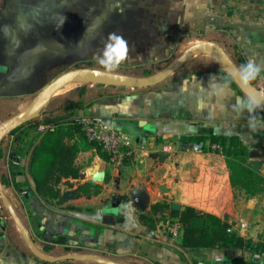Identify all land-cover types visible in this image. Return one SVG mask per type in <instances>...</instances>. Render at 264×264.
<instances>
[{
    "label": "crops",
    "instance_id": "1",
    "mask_svg": "<svg viewBox=\"0 0 264 264\" xmlns=\"http://www.w3.org/2000/svg\"><path fill=\"white\" fill-rule=\"evenodd\" d=\"M82 3L79 10L83 13L75 26L81 29L80 43L86 45L81 49L88 51L89 15L84 11L92 9L97 16L102 15L105 0H0V34H14L16 41L25 45L18 51H10L8 46L0 52V66L7 67V72L0 71V125L27 109L53 82L30 93V76L44 75L50 68L56 71L55 64L38 63L36 58L72 59V14L76 4ZM172 4L177 11L176 25L170 21L168 26H160V42L155 40L158 35L150 37V41L162 45L165 55H170V42L175 46L169 57L211 42L221 47L238 68L250 58L264 62V0H173ZM83 18L87 23H82ZM151 26H158L155 20ZM118 70L110 73L137 77L130 75L131 70L128 74ZM213 77L220 84V88L213 85L215 91L209 89ZM251 86L264 96V74ZM158 88L146 92L150 95L136 96L133 92L121 95L120 88L109 92L102 88L103 94L92 100L94 107L74 115L76 120L99 117L109 121L128 133L139 151L148 150L150 157L137 168L128 163L120 167L105 161L94 148H83L75 160L79 177L64 178L54 186L60 194L56 199L41 197L29 172L42 135L55 129L51 121L45 122L52 117L47 112L54 111L50 104L38 118L0 142V264H251L254 259L264 264V255L232 249L184 250L183 234L178 243H173L160 231L164 219L178 221L174 212L185 211L184 204L173 197L179 163L186 153H203L186 140L205 139V155L213 168L218 159H226L212 152L214 136H236L250 162L264 161V123L258 120L259 129L255 131L248 127L249 114L236 110L239 100L248 97L207 54L192 57ZM93 89L86 90L85 97H92ZM15 91L25 93L7 94ZM141 121L155 128L149 130L154 135L145 134ZM32 126L36 127L31 130ZM70 135L66 143H81L78 134ZM139 197L143 199L141 206L136 203ZM115 198L120 201L112 205ZM128 202L135 208L137 227H126L119 210ZM174 204L180 209H174Z\"/></svg>",
    "mask_w": 264,
    "mask_h": 264
},
{
    "label": "trees",
    "instance_id": "2",
    "mask_svg": "<svg viewBox=\"0 0 264 264\" xmlns=\"http://www.w3.org/2000/svg\"><path fill=\"white\" fill-rule=\"evenodd\" d=\"M230 79L238 88L233 79ZM240 92L244 94L241 90ZM85 93L86 89H81L78 97L82 99ZM87 107L90 104L83 100L75 102L68 98L58 108L61 113L55 115V112H51L53 116L45 121H51L55 129L42 135L33 152L29 169L36 191L43 198H58L60 194L54 186L64 178L79 177L75 160L81 149H97L102 157L109 160L100 145L88 141L81 125L73 118L77 112ZM257 118L264 123V110H257ZM35 127L32 126L31 130ZM73 128L74 133L80 136V144L66 143V139L72 137L70 133ZM19 130L21 129L16 132ZM186 142L203 153L187 154L176 170L179 181L174 184L173 197L186 205L182 213L174 212L183 228L181 248L189 251L232 249L252 255H264V245L240 237L230 224L220 218L222 212L232 213L234 206L242 200L248 201L264 192V176L247 165L249 154L240 139L236 136H214L211 139V145H219L228 162L222 176L217 174L207 160L205 153L208 148L204 138H188ZM197 210L203 215H198ZM196 219H205V226H192V221Z\"/></svg>",
    "mask_w": 264,
    "mask_h": 264
},
{
    "label": "rangeland",
    "instance_id": "3",
    "mask_svg": "<svg viewBox=\"0 0 264 264\" xmlns=\"http://www.w3.org/2000/svg\"><path fill=\"white\" fill-rule=\"evenodd\" d=\"M172 3L173 0H105L104 11L100 12L102 13V15L99 14V16H97L96 12L92 9H90V11L88 12L84 11V13H87L89 15L88 29L90 34L89 43L87 45L88 51L81 49L86 45L80 43L79 40L81 39V29L75 26L76 22H80V16L83 12L79 9L80 6L84 4H76V10H74L72 14L74 25L71 30L73 32V35L71 37L73 39V42L70 44L72 49V59L68 57L67 59L60 57L54 58L53 56L51 58H49V56H45L44 58H36V61L38 63L51 62L55 64L56 71L50 68L47 69L44 75L38 76L37 74H34V76H30L27 79V81L29 82V87L33 89L30 93H36L38 91L37 89H42L49 82L54 81L59 76L75 69L91 68L105 71L97 63V53L102 51L104 44L107 41L108 34L112 32L123 36L129 46V59L122 63V69H116V71L118 70L122 73L128 74L129 70H131L129 72L130 75H136L137 77H149L151 75L159 73L184 53L183 52L182 54H178V56L172 55V57H169L172 53L171 48H174L175 43H169L170 47L168 49L170 55H165L164 49H162V45H160V43L158 45L150 41L151 35L156 34L158 35V37L155 40L156 42H160V36L162 34L159 33L162 29V27L160 26H168V23L170 21L175 24L177 11L174 9L175 6ZM30 13L32 14V12ZM154 20L155 24L158 25L156 27L151 26L153 25ZM82 23H87V20L83 18ZM82 30L84 31V26ZM163 30L166 31V29ZM8 46L10 51L11 49L18 51L25 45L22 43H18L16 41V35L14 34H0V52L5 51ZM2 62L3 60H1L0 56V64H2ZM40 67L41 64L37 66V68ZM37 68L35 69V71L38 70ZM137 70L142 71H140L139 74H135ZM143 72L149 73L143 74ZM158 86L159 85L147 89L120 88L121 91L119 92H121V95H127L128 92H133L132 94H135V96L137 94L150 95V93L146 92H153L154 90L159 91L160 89L158 88ZM92 87L95 88L92 90L93 93L90 94L92 95V97H90L89 99L85 96L84 99L78 97V92L81 89L85 88L87 91H91ZM102 88H107L104 89L107 90L106 92L115 90L112 89L113 87H104L92 83H85L83 81H71L63 85L62 88L55 94L51 95L47 102L50 104L51 109L54 110L53 112H55V115L61 113V111H58V108L61 106L63 101L67 100L68 98L70 100H74L75 102L83 100L85 103L90 104V107H94L92 100L93 98H95V96L100 97L103 94L104 91L101 90ZM22 93L25 92L15 91L8 92L7 94L17 95ZM47 113L51 112L49 111ZM73 129L74 130H72V132L75 131V128ZM135 147L136 149H139V147L137 148L136 145ZM95 150L101 158H103L105 161H108L112 165L120 167L124 165H117L112 163L110 160L102 157L101 153H99L97 149ZM147 151L148 150L145 151V149H142L141 151L137 152L135 158L127 160L126 163H128V166L137 168L142 164H145V161L150 157V152L148 153ZM185 155H187V153L184 154V156ZM249 162L250 158L248 156V166ZM227 163V159H218V161H216V167L214 168H217V174L219 176L223 175L222 172L224 171ZM259 172L264 176L262 171ZM107 206L109 207L110 203H108ZM184 206L186 208V205ZM197 214L200 216L203 215V213H200L199 210H197ZM221 215L220 218L224 222L230 224L232 226V229L240 237L246 240H250L255 244L264 245V192L248 201L242 200L240 203L234 206V211L232 213L222 212ZM168 222L173 224L172 219H164V221L160 225V231L163 230L162 225L164 226ZM205 224V219H196L192 221V226L198 228L204 227Z\"/></svg>",
    "mask_w": 264,
    "mask_h": 264
},
{
    "label": "water",
    "instance_id": "4",
    "mask_svg": "<svg viewBox=\"0 0 264 264\" xmlns=\"http://www.w3.org/2000/svg\"><path fill=\"white\" fill-rule=\"evenodd\" d=\"M200 53L207 54L212 57L233 79L245 96L255 97L257 100L261 101V103H264L263 95L258 93L251 85L243 87L239 80L234 77V73L238 67L226 54V52L214 43L204 42L190 47L179 58L170 63L159 73L149 77L125 76L91 68H79L69 71L59 76L56 80L43 88L27 109L0 125V142L14 130L38 118L43 111L48 109L47 100L49 97L58 88L68 82L83 81L85 83H92L113 88L147 89L165 82L169 77L178 72L192 57ZM0 71L7 72V67L0 66ZM140 126L146 130V135H154V133L149 130L152 131L155 128L147 126L146 122L141 121ZM249 166L256 171H262L264 168V161H251L249 162ZM114 201H120V198H115ZM173 208L180 209V206L178 204H174ZM251 264H260V262L258 259H254Z\"/></svg>",
    "mask_w": 264,
    "mask_h": 264
},
{
    "label": "clouds",
    "instance_id": "5",
    "mask_svg": "<svg viewBox=\"0 0 264 264\" xmlns=\"http://www.w3.org/2000/svg\"><path fill=\"white\" fill-rule=\"evenodd\" d=\"M129 59V46L123 36L116 34L115 32L109 33L107 41L101 52L97 53V63L107 72H112L119 68V66ZM264 74V62H257L254 59H248L244 64L234 73V77L237 78L243 87H248L252 82L258 78H262ZM216 88H220L219 82H216V78L211 79L209 89H213V85ZM226 87V86H225ZM223 91V89H221ZM238 112H246L249 114L248 127L255 131L259 129L258 118L255 113L257 110H264V103L257 100L255 97L249 96L247 99H240L238 106L236 107ZM119 210L125 217L126 227H137L135 223V208L132 202L121 204Z\"/></svg>",
    "mask_w": 264,
    "mask_h": 264
},
{
    "label": "built area",
    "instance_id": "6",
    "mask_svg": "<svg viewBox=\"0 0 264 264\" xmlns=\"http://www.w3.org/2000/svg\"><path fill=\"white\" fill-rule=\"evenodd\" d=\"M81 125L88 141L101 146L102 150L109 156V160L117 165H122L127 160L135 158L139 152L135 147L134 139L124 131L114 127L109 121L99 117H85L77 119ZM212 152L221 158H226L219 145L211 146ZM2 226V212L0 210V232ZM162 233L168 236L173 243H178L183 234V228L178 221L173 224L162 225Z\"/></svg>",
    "mask_w": 264,
    "mask_h": 264
},
{
    "label": "flooded vegetation",
    "instance_id": "7",
    "mask_svg": "<svg viewBox=\"0 0 264 264\" xmlns=\"http://www.w3.org/2000/svg\"><path fill=\"white\" fill-rule=\"evenodd\" d=\"M118 201H113L112 205H117ZM136 203L138 204V206H141V204L143 203V199L141 197L137 198Z\"/></svg>",
    "mask_w": 264,
    "mask_h": 264
},
{
    "label": "bare ground",
    "instance_id": "8",
    "mask_svg": "<svg viewBox=\"0 0 264 264\" xmlns=\"http://www.w3.org/2000/svg\"><path fill=\"white\" fill-rule=\"evenodd\" d=\"M61 88H62V86H61L60 88H58L53 94H55V93H56L57 91H59ZM53 94H52V95H53Z\"/></svg>",
    "mask_w": 264,
    "mask_h": 264
}]
</instances>
